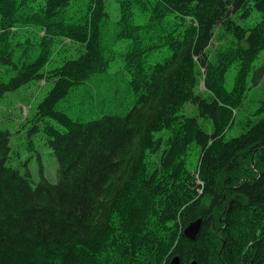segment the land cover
Wrapping results in <instances>:
<instances>
[{"label":"trees","instance_id":"16d2710c","mask_svg":"<svg viewBox=\"0 0 264 264\" xmlns=\"http://www.w3.org/2000/svg\"><path fill=\"white\" fill-rule=\"evenodd\" d=\"M115 1L114 41H128L123 62L135 101L80 121L55 106L109 66L106 0H0V62L9 66L0 97L52 82L37 117L62 127L45 128L56 181L41 175L34 186L8 165V132L0 131V264H169L175 255L181 264H264V97L260 117L224 138L249 73L258 76L264 0ZM249 6L259 20L241 25L235 16ZM66 41L78 56L46 69L53 43ZM162 48L170 56L150 64ZM185 105L197 115L182 113ZM197 116L211 120V131ZM197 218L191 240L183 230Z\"/></svg>","mask_w":264,"mask_h":264},{"label":"rangeland","instance_id":"374dc122","mask_svg":"<svg viewBox=\"0 0 264 264\" xmlns=\"http://www.w3.org/2000/svg\"><path fill=\"white\" fill-rule=\"evenodd\" d=\"M119 4L115 0H106V9L109 17L102 31L105 56L110 59L107 69L94 74L78 88L69 91L68 95L61 99L55 106L56 110L67 113L71 118L80 121L95 119L101 114L123 113L130 109L135 101V94L132 91L129 81L130 75L126 71L123 62V55L127 49L128 41H114L119 19ZM250 12L243 16L242 10L235 16V20L241 25H254L259 20V15L252 6ZM10 41V40H9ZM216 39L210 44L209 49L213 51L217 45ZM69 43H53L51 55L46 69L51 70L59 66L65 59L78 56L76 48ZM76 45L78 48L80 46ZM161 52L153 55L149 63L164 61L170 56L167 49H160ZM8 65L0 62V79H7L4 73ZM253 69H256L258 76L255 77L253 70L247 78V91L241 108L237 111L232 125L226 130V140L243 132L250 122L256 121L260 115L256 109L264 97V51L260 52L254 61ZM235 67L232 66L226 72L225 87L230 89L233 83ZM52 87V82L32 81L21 87L8 91L0 97V131H7L9 138L10 152L8 165L17 168L21 173H28V180L35 185L41 175L46 180L54 183L56 181L57 160L51 148L47 145V133L45 128L51 125L56 129L62 127L50 116L38 119L37 106L42 98ZM204 85L201 82L198 90L203 91ZM182 113L191 116L197 115L193 106L185 105ZM202 128L209 132L212 124L208 118L198 117ZM196 148H192L189 157L195 159Z\"/></svg>","mask_w":264,"mask_h":264},{"label":"water","instance_id":"95a60500","mask_svg":"<svg viewBox=\"0 0 264 264\" xmlns=\"http://www.w3.org/2000/svg\"><path fill=\"white\" fill-rule=\"evenodd\" d=\"M201 223V218H197L194 221L190 222L183 230L184 236L191 240H195L199 235ZM169 264H181L179 256L175 255L174 257H172L169 261ZM191 264L195 263L192 262Z\"/></svg>","mask_w":264,"mask_h":264}]
</instances>
